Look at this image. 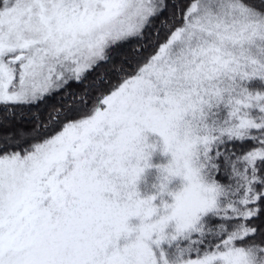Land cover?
<instances>
[{
  "label": "snow or ice",
  "instance_id": "obj_1",
  "mask_svg": "<svg viewBox=\"0 0 264 264\" xmlns=\"http://www.w3.org/2000/svg\"><path fill=\"white\" fill-rule=\"evenodd\" d=\"M0 264H264V0H0Z\"/></svg>",
  "mask_w": 264,
  "mask_h": 264
}]
</instances>
